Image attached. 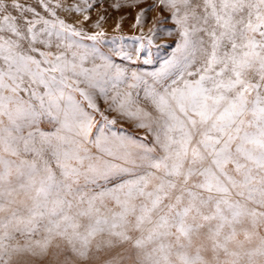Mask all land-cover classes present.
Segmentation results:
<instances>
[{"label": "snow or ice", "instance_id": "1", "mask_svg": "<svg viewBox=\"0 0 264 264\" xmlns=\"http://www.w3.org/2000/svg\"><path fill=\"white\" fill-rule=\"evenodd\" d=\"M98 3L0 0V264H264V0L142 8L175 28L152 73L84 43ZM158 31L115 54L152 63Z\"/></svg>", "mask_w": 264, "mask_h": 264}, {"label": "rangeland", "instance_id": "2", "mask_svg": "<svg viewBox=\"0 0 264 264\" xmlns=\"http://www.w3.org/2000/svg\"><path fill=\"white\" fill-rule=\"evenodd\" d=\"M78 0H72L76 3ZM29 3L35 4L36 0H28ZM56 0H52L54 4ZM121 3L124 0H120ZM113 0H100V3L94 4V11H90L92 21H95L101 15L104 16L105 22L102 25L105 36L98 42L84 41L89 47H95L97 51L104 54L111 55L113 61L118 65L126 66L132 70H136L144 73L158 72L163 67L164 61L171 58L172 52L175 49V35H167L168 31L175 33V28L171 21L167 20L170 15L168 12H162L160 7H156L150 11L145 12V24L141 29L139 26H134L136 23V16L142 8H147L153 3H157V0H144V3L137 4L135 7L126 6L119 10L114 9L111 5ZM131 4V0H128ZM58 14L61 18H65L70 22L73 19H82V15L79 13H67L62 10H58ZM163 21V22H162ZM162 22V23H161ZM119 23V29L116 28ZM89 24H85L84 28L91 34L94 29ZM79 27V25H77ZM159 28L155 37V44L161 45L160 48L152 47V63L144 64L143 60L147 59V49L140 53L139 59L134 61L123 60L120 55H116L120 49L125 52L133 53L134 49L139 48V42L134 39L143 32L148 34L150 28ZM102 108L105 107L101 105ZM116 114H113V117ZM95 131V130H94ZM113 131H118L120 134L129 135L136 139L138 142H151L152 137L148 133L147 129L135 127V121L119 120L114 126ZM18 264H47L53 258L51 255L48 257H32L28 254H21L14 258Z\"/></svg>", "mask_w": 264, "mask_h": 264}, {"label": "bare ground", "instance_id": "3", "mask_svg": "<svg viewBox=\"0 0 264 264\" xmlns=\"http://www.w3.org/2000/svg\"><path fill=\"white\" fill-rule=\"evenodd\" d=\"M76 2H78V1H76Z\"/></svg>", "mask_w": 264, "mask_h": 264}]
</instances>
